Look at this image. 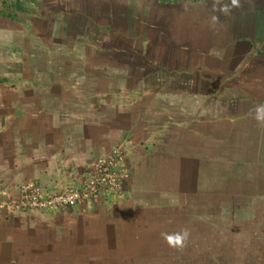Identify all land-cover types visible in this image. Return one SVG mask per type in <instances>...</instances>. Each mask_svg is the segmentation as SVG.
Returning a JSON list of instances; mask_svg holds the SVG:
<instances>
[{"label": "rangeland", "instance_id": "rangeland-1", "mask_svg": "<svg viewBox=\"0 0 264 264\" xmlns=\"http://www.w3.org/2000/svg\"><path fill=\"white\" fill-rule=\"evenodd\" d=\"M20 1L28 11L16 8L14 0H0V11L15 14L10 18L0 17V92L19 87L20 81H34L32 86L42 87L43 78L47 83L57 74L70 75L71 69L81 72L89 55H98L100 58L111 53L112 56L119 54L115 49L126 46L132 50L127 53V56L131 55L127 61L143 67L142 74L148 76L150 64L157 65L158 69L153 66L152 71L158 73L161 82H165L158 84L159 91L173 94L166 100L167 107L179 110V115L188 114L192 124L200 123L201 131L194 132L198 140L195 141L192 136L193 143L197 144L192 149L202 152L211 161H236L240 164L242 173L239 175L230 176L229 179L222 174L214 183L207 182L208 191L214 188L220 193L206 195V212L193 213L194 221L190 225L194 227L189 228L192 233L183 249L169 247L161 238V233H174L183 229L178 226L184 224L181 213L167 210L166 207L159 209L154 234L159 242L151 246L156 256L171 258L157 262L264 264V126L255 119L256 105L264 103V0H240L241 7L233 9L230 15L213 12V0ZM106 15H120L121 18H109ZM213 15L219 17L218 22H212ZM93 47L98 49L97 54ZM199 65L205 66L200 69L197 67ZM131 66L133 68L132 63ZM248 71L249 78L243 77L242 74ZM192 77L204 79L207 84L202 85L201 90L192 89L193 85L189 83ZM234 85L241 90L247 87L245 91L249 92V99H252L248 104L239 97L235 134L224 127L214 130L205 120H201L196 109L202 108L204 104L211 108L218 101L224 110L232 108L234 104L227 92L235 93ZM66 86H62L63 91H67ZM189 90L191 97H188ZM218 94H221V98L215 99ZM124 161L129 177L118 191L110 194L112 196L122 191L131 176L125 155ZM221 166L224 168L225 164ZM86 177L84 173L78 185L64 186L61 190L81 186ZM31 183L40 186L34 181L22 184L15 196L0 200V212L58 215L74 208L23 210L12 206L11 202L18 199L21 188ZM177 183L180 185L181 181ZM107 198L88 207H75L80 208L85 217L90 213L89 210ZM171 214L175 218L174 226L167 228L170 221L164 220V216L169 218ZM162 216L165 222L160 219ZM65 218L62 216L60 224ZM82 229L78 230V236L70 233V228L61 229L59 242L56 246L51 245L52 250L46 251V256H38L34 252L37 249V232H30V250H13L14 256L18 257L8 261V264H118L123 263V260L129 264L133 261L124 258L128 256L126 247L124 254L115 256L114 243H108V236L103 238L94 230H87L86 227ZM151 231L153 235L154 229ZM83 234L95 237L100 242L99 245L96 241L92 242L94 257L102 256L96 254L99 249L109 252L112 257L104 260L96 257L76 258L77 252L85 251L84 244H74ZM74 238L77 240L73 241ZM196 239H203L204 243L196 242ZM21 244L25 245L24 242ZM48 253L51 259L47 258ZM135 264L146 263L135 261Z\"/></svg>", "mask_w": 264, "mask_h": 264}, {"label": "crops", "instance_id": "crops-1", "mask_svg": "<svg viewBox=\"0 0 264 264\" xmlns=\"http://www.w3.org/2000/svg\"><path fill=\"white\" fill-rule=\"evenodd\" d=\"M93 49L97 54L98 49ZM115 51L119 54L111 56L109 53L100 58L89 55L81 72L71 69L70 75L57 74L47 83L43 78L42 87L32 86L34 81H20L19 87L0 92V200L15 196L22 184L31 181L51 194L64 186H76L91 161L118 146L124 150L131 170L122 191L107 196L85 217L78 207L58 215L0 212V264H8L18 257L14 256L15 249L30 250V232H37L34 252L38 256L45 255L52 250L51 245L56 246L60 230L66 227L75 236L85 227L103 238L108 236V243H114L116 251H111L115 256L124 254L127 248L128 256L124 258L133 260L129 264L135 261L159 264L157 261L171 258L156 256L151 246L159 242L154 235L159 209L179 211L184 224L178 226L190 231L193 215L206 212V195L220 193L214 188L208 191L207 182L214 183L222 174L230 179L242 173L236 161H211L202 152L192 149L193 137L197 141L195 133L201 131L200 123L192 124L188 114L179 115V110L167 107L166 100L173 94L159 91L158 84L165 82L152 71L153 66L158 69L157 65L150 64L146 76L142 74L143 67L127 61L131 49L125 46ZM242 76L249 78V71ZM192 78L189 81L192 89L198 91L207 84L204 79ZM65 84L67 91L62 88ZM237 85L233 87L235 93L227 92L234 104L232 108L224 110L218 101L211 103L214 104L211 108L204 104L196 109L201 120L214 130L224 127L234 134L237 131L239 97L248 104L252 99L245 91L246 86L241 90ZM190 94L189 90L188 97ZM217 98H221V94L215 96ZM62 216L66 218L60 224ZM166 216L164 220L170 221L166 227H173V214ZM81 238H74L75 243L71 240L76 245L84 244L85 251L77 252L76 258L104 260L112 257L102 249L96 253L102 256L94 257L92 242L96 241L97 245L100 242L85 234ZM23 242L25 245H19ZM163 242L167 243L164 239ZM196 242L204 243V240L196 239ZM53 250L56 251L55 247ZM48 255L51 259L50 253ZM125 261L118 264H126Z\"/></svg>", "mask_w": 264, "mask_h": 264}, {"label": "built area", "instance_id": "built-area-1", "mask_svg": "<svg viewBox=\"0 0 264 264\" xmlns=\"http://www.w3.org/2000/svg\"><path fill=\"white\" fill-rule=\"evenodd\" d=\"M123 149L115 148L107 156L92 161L85 173L81 186L65 187L55 194L45 192L42 187L31 183L21 188L19 197L12 201L17 209H63L88 207L118 191L129 177L125 167Z\"/></svg>", "mask_w": 264, "mask_h": 264}, {"label": "clouds", "instance_id": "clouds-1", "mask_svg": "<svg viewBox=\"0 0 264 264\" xmlns=\"http://www.w3.org/2000/svg\"><path fill=\"white\" fill-rule=\"evenodd\" d=\"M239 7H241L240 0H213L212 3L213 12H219L223 15H230L233 9ZM211 20L213 23H216L218 22L219 17L213 15ZM255 119L261 126H264V103L256 105ZM161 236L167 242L169 247L183 249L190 237V231L187 228H183L174 233H161Z\"/></svg>", "mask_w": 264, "mask_h": 264}, {"label": "trees", "instance_id": "trees-1", "mask_svg": "<svg viewBox=\"0 0 264 264\" xmlns=\"http://www.w3.org/2000/svg\"><path fill=\"white\" fill-rule=\"evenodd\" d=\"M15 1V3H14V5H15V7L16 8H18L20 11H28V9H25V7L22 5V3H21V1L20 0H14ZM110 4V3H109ZM14 15L15 14H12V13H10V14H5V13H3L2 11H0V17H3V16H7V17H14ZM114 16H117V17H119V18H121V16L120 15H108L107 17H111V18H113ZM116 17V18H117Z\"/></svg>", "mask_w": 264, "mask_h": 264}]
</instances>
